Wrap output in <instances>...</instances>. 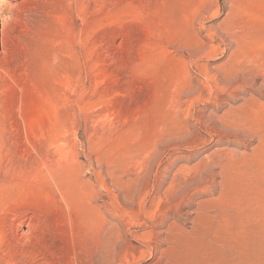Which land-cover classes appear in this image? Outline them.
I'll return each mask as SVG.
<instances>
[{"label": "rangeland", "instance_id": "rangeland-1", "mask_svg": "<svg viewBox=\"0 0 264 264\" xmlns=\"http://www.w3.org/2000/svg\"><path fill=\"white\" fill-rule=\"evenodd\" d=\"M0 2V264H264V0Z\"/></svg>", "mask_w": 264, "mask_h": 264}, {"label": "bare ground", "instance_id": "bare-ground-1", "mask_svg": "<svg viewBox=\"0 0 264 264\" xmlns=\"http://www.w3.org/2000/svg\"><path fill=\"white\" fill-rule=\"evenodd\" d=\"M6 1V0H5ZM1 2H3V1H1ZM0 2V3H1ZM3 24V23H2ZM2 29V28H1ZM2 34V33H1ZM0 37H1V35H0ZM1 40V39H0ZM3 42V41H2ZM1 43V42H0ZM125 213V212H124ZM129 213V212H128ZM103 217V216H102ZM31 219V218H30ZM30 222V221H29ZM28 225H30V224H28ZM20 226V225H19ZM32 226V225H31ZM28 227V226H27ZM120 228V227H119ZM120 230V229H119ZM123 231V230H122ZM28 232V231H27ZM24 233V232H23ZM29 233V232H28ZM123 234V233H122ZM125 234V233H124ZM32 235V234H31ZM121 236V235H120ZM125 236V235H124ZM123 236V237H124ZM125 240V239H124ZM124 240H121V241H124ZM120 241V242H121ZM126 241V240H125ZM119 242V243H120ZM126 243V242H125ZM130 243V242H129ZM104 245V244H103ZM131 245V244H130ZM129 244H122V245H120V249L121 250H119L120 252H121V254H122V256H123V258L126 260L128 257H126V254L128 255V252L130 253L131 251H129L128 249H132L133 250V246L131 247ZM44 252V251H43ZM134 254H132V258L134 257L133 256ZM131 257V256H130ZM136 258V257H135ZM128 260V259H127ZM133 260H134V258H133ZM162 261V260H161ZM91 262V261H90ZM102 262V261H101ZM159 263H161V262H159ZM166 264H167V262H166Z\"/></svg>", "mask_w": 264, "mask_h": 264}]
</instances>
